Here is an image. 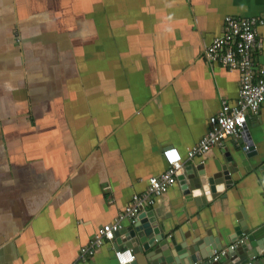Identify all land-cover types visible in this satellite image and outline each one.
Masks as SVG:
<instances>
[{"label":"crops","instance_id":"0c3cea01","mask_svg":"<svg viewBox=\"0 0 264 264\" xmlns=\"http://www.w3.org/2000/svg\"><path fill=\"white\" fill-rule=\"evenodd\" d=\"M227 16H264V0H0V264H119L118 232L93 255L79 248L165 170L167 146L182 173L254 145L232 183L215 184L225 198L185 194L176 179L144 206L171 234L222 233L228 247L237 216L264 223V102L243 135L187 155L238 95V71L203 56Z\"/></svg>","mask_w":264,"mask_h":264},{"label":"built area","instance_id":"2783aa9c","mask_svg":"<svg viewBox=\"0 0 264 264\" xmlns=\"http://www.w3.org/2000/svg\"><path fill=\"white\" fill-rule=\"evenodd\" d=\"M261 25H264V16L239 20L227 16L223 34L215 37L204 48L203 56L206 61L216 62L223 67L238 71L239 89L238 95L233 101L221 100L219 110L208 119L206 133L188 149V157L203 155L225 138L239 136L246 123L247 115H256L259 112L260 106L264 102V66L255 64L253 53L261 44L257 32ZM173 151L175 158L170 155ZM161 154L167 165L165 170L158 175L150 176L148 186L142 193L133 194L130 203L117 214L113 221L104 223L96 229L91 239L79 248L81 257L93 255L97 247L115 237L116 232L123 227V222H134L145 205H152L157 196L162 195L176 183L177 173L182 165V155L173 146L163 148ZM242 241L243 237L228 247L214 250L206 261H216L228 249H233ZM129 251L134 258L131 248L122 247L114 251V257L119 264H126L134 260H129L127 256L123 255ZM193 264L198 263L194 262Z\"/></svg>","mask_w":264,"mask_h":264},{"label":"water","instance_id":"95a60500","mask_svg":"<svg viewBox=\"0 0 264 264\" xmlns=\"http://www.w3.org/2000/svg\"><path fill=\"white\" fill-rule=\"evenodd\" d=\"M245 129L246 123L241 129V135ZM240 143H245L241 150L236 146L233 151L223 150L221 159L211 171L205 170L203 166L193 165L186 167L182 173L178 171L177 179L185 194L195 197L194 193L199 191L205 201L219 196L225 198L224 193L220 195L216 192L215 184L222 182L228 187L233 181L232 174L236 171L234 166L243 165L244 160L254 153V145L250 140ZM237 220L238 223L233 226V235L230 239L237 241L245 236L243 241L233 249H228L213 262H207L206 259L214 250L224 248L222 233L217 238L211 236L208 231L203 234L199 230L182 231V234L178 235L171 234L170 224L157 216L154 211H146L142 208L135 221L123 226L118 231V235H124L123 244L131 248L134 254V260L126 264H193L196 261L200 264H223L224 261L226 264H264V223L248 227L238 219V216ZM151 247L152 249L147 251ZM119 248L122 247L117 245L114 247L115 250ZM137 253L140 254L138 258ZM258 255L262 257L254 258ZM252 257L255 259L253 262L250 261Z\"/></svg>","mask_w":264,"mask_h":264},{"label":"clouds","instance_id":"9594fccd","mask_svg":"<svg viewBox=\"0 0 264 264\" xmlns=\"http://www.w3.org/2000/svg\"><path fill=\"white\" fill-rule=\"evenodd\" d=\"M171 153H175V152L173 151V152H171ZM199 194H200V193H199L198 191L194 193V195H199ZM123 255L127 256L129 260L134 259V258L131 256L130 251H129L128 253L123 254Z\"/></svg>","mask_w":264,"mask_h":264},{"label":"snow or ice","instance_id":"6c2138e0","mask_svg":"<svg viewBox=\"0 0 264 264\" xmlns=\"http://www.w3.org/2000/svg\"><path fill=\"white\" fill-rule=\"evenodd\" d=\"M170 155H171L173 158H175V153H170Z\"/></svg>","mask_w":264,"mask_h":264}]
</instances>
